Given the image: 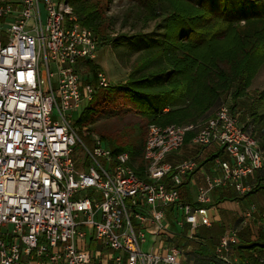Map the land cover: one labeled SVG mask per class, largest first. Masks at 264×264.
I'll return each instance as SVG.
<instances>
[{"label": "built area", "instance_id": "built-area-1", "mask_svg": "<svg viewBox=\"0 0 264 264\" xmlns=\"http://www.w3.org/2000/svg\"><path fill=\"white\" fill-rule=\"evenodd\" d=\"M10 17L5 43L0 34V264H191L185 244L204 243L214 190L243 197L262 186L264 149L239 113L221 99L196 123L148 124L140 178L128 152L73 120L109 81L81 74L100 46L69 0H0V18ZM189 132L192 155L169 160ZM208 162L184 200L183 185ZM246 227L264 234V212L250 205L226 224L215 259L254 264L236 255ZM250 255L264 264L258 250Z\"/></svg>", "mask_w": 264, "mask_h": 264}, {"label": "trees", "instance_id": "trees-1", "mask_svg": "<svg viewBox=\"0 0 264 264\" xmlns=\"http://www.w3.org/2000/svg\"><path fill=\"white\" fill-rule=\"evenodd\" d=\"M69 2L79 23L93 32L98 44L107 43L109 37L102 29L103 20L96 2ZM138 2L143 8L144 22L153 21L159 34L148 35L144 39L142 34L116 36L115 46L131 43L142 49V52L127 79L106 88H98L76 121L79 125L92 124L90 131L106 142L112 137L117 138L115 136L121 135L127 127L120 128L121 122L114 121V126L100 124L97 132L94 129L96 122L92 120L95 117L89 118V115L93 113L91 110L96 112V116L110 114L111 110H115L112 102L116 94H122L132 101L135 105L133 109L146 120L147 126L150 123L160 126L196 123L212 113H209L210 109L214 110L224 94H231L233 100L243 96L252 78L264 64V0H200L199 4L192 0ZM86 67L88 71L91 70L88 73L95 74L91 75L93 79L87 80L96 84L95 70L99 69L98 65L88 61ZM100 92L99 101L96 102ZM257 100L263 112L260 115L251 113V120H259L260 128L264 131V89L257 94ZM96 103L99 110L94 108ZM146 131L147 127L145 136ZM253 136L264 149L259 137ZM191 137V132L186 134L185 145ZM126 140L125 144H131L132 140ZM144 141L145 137L137 148L132 144V151L129 152L124 149L125 144L114 147L117 151L128 152L133 165L135 158L139 157L140 162L134 166L140 178L144 177L141 161ZM262 175L257 176L259 181V178L264 177ZM263 187L257 185L243 197ZM220 231L214 225L206 233L215 236ZM240 237L244 244L237 246L238 252L264 250V234L255 240H251L246 232L241 233ZM209 246L213 247V244ZM208 253L211 254V251L208 250ZM192 264L223 263L215 259L213 254H205Z\"/></svg>", "mask_w": 264, "mask_h": 264}, {"label": "rangeland", "instance_id": "rangeland-1", "mask_svg": "<svg viewBox=\"0 0 264 264\" xmlns=\"http://www.w3.org/2000/svg\"><path fill=\"white\" fill-rule=\"evenodd\" d=\"M92 1L96 2L99 8L103 20L102 29H104V32L109 37L107 43L102 44L100 42L99 45L100 47L97 51V59L95 60V63L98 65L100 71H102L106 76V78L108 79L109 85L122 83L129 76V72L132 66L138 60L137 58L141 54L142 49L138 48L136 45H132L131 43H124L120 46H115L114 42L116 36L122 34L126 36H132L134 34H142L144 39V37L148 35L155 36L158 35L159 33L156 31L153 21H149L148 23L144 22L143 8L141 4L138 2V0H92ZM192 1L196 4L200 3V0H192ZM99 69L96 68L95 73ZM90 71H88L87 67L84 66V70L81 71V74L83 77H85ZM91 75L93 76L95 74H91ZM262 89H264V64L258 69L256 74L252 78L251 84L246 89L245 94L243 96L239 97L237 100H233L231 94H224L222 96L223 97L222 100L224 99V101H227L229 104H231L235 108V110L239 113L241 124L244 125L246 129L252 131L253 134L259 137V141L261 145L264 144V131L263 129L260 128V121L258 119H257L258 121H254V122L251 120V113H256L260 115L263 112V109L259 108V102L257 100V94ZM100 95L101 92L96 98V102L99 101ZM85 105H82L77 111L73 113V120L77 121L78 118H80V116L84 112V109L87 107ZM134 106L135 105L128 98L124 97L122 94H116L114 95L112 102V107L115 110H111L110 114L98 115L97 113L98 116H96L95 114L96 112L91 110L95 115L92 113L93 115L90 114L89 118H91L92 116L95 117L94 119H92L93 121L96 122V124L94 125L95 131L98 130L100 124H103V126H114L113 125L114 121L121 122L119 126L120 128L127 127V129L123 130V132L121 133L122 136L116 135L115 137L117 138L112 137L110 138L109 142L103 141L104 144L106 143L105 145H108L110 147H115L118 144H120L119 146H121L122 144H125V142L127 141L126 139L128 140L130 139L132 140L131 144L130 142H128L124 145V149L128 152L132 151V146H131L132 144H134L136 148L142 145L145 137L147 122L143 117L140 116L138 112H136L137 111L136 109H133ZM95 107L96 109L99 110V105H97V103L94 104V108ZM106 109H110V108H106ZM89 125L90 128L93 126L92 124ZM183 150H185V148H183ZM75 155L80 160H83L84 158V156L79 151L78 147L75 152ZM138 158H139L138 156L135 158V161L133 162L134 165H137L138 162H140ZM260 189L261 188L257 189L256 193L260 192ZM184 190L185 187L182 188V195L184 194ZM260 195H264V192L258 193V196ZM225 212H226L225 217H228L231 216L234 211L231 209L230 210L227 209L224 210V213ZM221 220L225 222L224 219ZM215 223H218V221ZM204 229L205 228H202L200 231ZM203 233L204 231L201 232L202 236ZM185 245L190 246L187 247L188 250L191 251L188 253L187 258L191 259L193 262L196 260H200L203 257V255L208 253V250L212 252L215 246V244H213V247H210L209 244H185ZM142 247L143 250H148L150 249L151 244H144ZM155 248H157V246H155L153 250ZM256 250L257 249H255L254 251ZM245 252L243 250L242 253L241 252L238 253L243 254ZM261 253L264 256V251H262ZM207 255H211V254L208 253ZM244 258H246V256Z\"/></svg>", "mask_w": 264, "mask_h": 264}, {"label": "crops", "instance_id": "crops-1", "mask_svg": "<svg viewBox=\"0 0 264 264\" xmlns=\"http://www.w3.org/2000/svg\"><path fill=\"white\" fill-rule=\"evenodd\" d=\"M9 19H12V18L11 17L10 18H0V34H1V41L3 43H5L7 41L3 26H4V24H6V22ZM212 110H213V108L210 109L209 113L212 112ZM183 148H185V150H183ZM183 148L179 151V153L176 156H170L169 160L177 161V160L184 159V158H187L190 155H192L193 149L188 144H186ZM211 157L212 156H209V160L211 159ZM210 167H211L210 162L205 163V165L203 166V170L197 171L190 176V182L187 181L183 185V187H185L184 194L182 195L184 200L193 198L194 191H195L196 187L198 185H201L204 183V181H203L204 174L210 172ZM259 179H260L259 182H261L262 186H264V177L263 178L261 177ZM260 192H264V187L260 189ZM260 192H258V193H260ZM258 193L254 192L253 194H251L249 196L241 197V196L236 195L235 191L231 187L214 190V192L212 193V203H211V209H210V215L212 218V225H211V227L205 228L204 230H202V231H204L203 236L201 235L202 231L199 232V236H200V238H202V240L204 242L203 244H215V246H216L217 242H218L219 235L224 230V226L230 222H233L238 216H240L242 213H244L245 210H247V208L250 205H254L255 208L257 209V211L264 212V195L258 196ZM222 198H227V199L222 200ZM227 209H229V210L231 209L234 212L232 213L231 216L225 217L226 212L224 213V210H227ZM221 219H224L225 222H223V220H221ZM217 221H218V223H215ZM214 225L218 226L221 229V231L217 235L214 234L215 236H213V234H212V236H213L212 237L210 234L206 233V231H208ZM239 230H240L239 235L241 233L246 232L251 240L254 237H257V236H255L256 234H259V236L261 235V232L252 231L249 227H246L243 229L239 228ZM214 238H215V240L212 241ZM240 241H241V237H240ZM193 244H200V243L196 241ZM240 244H244V242L241 241ZM215 246H214V248H215ZM91 248L97 249L98 247L95 244H92ZM214 248H213V250H214ZM262 251H264V250L260 251L261 255H262V253H261ZM237 253L238 252L236 250V255L238 256V258L240 260H249L250 263L253 262L255 264V261L251 259L250 252H248V255L246 252H245L246 254L245 253H243V254L238 253L239 255ZM211 254H213V251L211 252ZM244 254H245L246 258H244L245 257ZM187 260L191 264L193 263V261L191 259L187 258Z\"/></svg>", "mask_w": 264, "mask_h": 264}]
</instances>
